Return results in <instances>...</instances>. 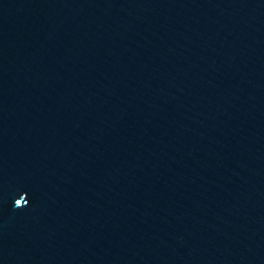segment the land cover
<instances>
[{"label": "water", "instance_id": "obj_1", "mask_svg": "<svg viewBox=\"0 0 264 264\" xmlns=\"http://www.w3.org/2000/svg\"><path fill=\"white\" fill-rule=\"evenodd\" d=\"M0 264H264V0H0Z\"/></svg>", "mask_w": 264, "mask_h": 264}]
</instances>
